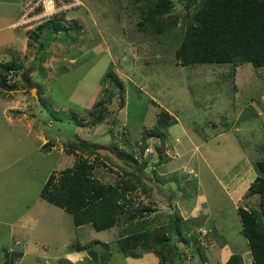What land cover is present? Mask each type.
I'll list each match as a JSON object with an SVG mask.
<instances>
[{
	"label": "rangeland",
	"instance_id": "obj_1",
	"mask_svg": "<svg viewBox=\"0 0 264 264\" xmlns=\"http://www.w3.org/2000/svg\"><path fill=\"white\" fill-rule=\"evenodd\" d=\"M39 1L27 6V13L36 10L25 18V29L13 25L22 13L20 0H0V65H20L5 71L16 88L0 85V264H101L102 253H110L105 264H159L153 251L142 259L120 252L121 225L106 230L75 226L71 214L40 192L50 173L59 176L75 166L79 155H89V150L69 151L73 141L97 147L99 157H91L93 175L114 184L124 171L113 145L142 162V130L157 124L163 110L177 122L169 127L164 161L158 165L159 152L150 142L153 154L145 173L154 178L156 195L152 199L138 188L131 194L134 206L149 204L153 216L179 209L208 256L205 264H224L234 253L252 264L238 207L260 209L262 203L258 195L246 193L257 176L255 160H264V67L249 62L234 68L178 64L183 10H176L178 18L171 17L175 24L167 21L171 31L155 34L142 25L148 11L146 2L138 0H56L57 8L71 7L63 21H77L79 31L69 32L77 38L66 37L64 30L60 44L36 40L28 27L35 29L53 17L42 13ZM42 42L46 48L40 47ZM110 70L123 84L122 96L120 84L106 79ZM110 95L111 114L94 124L95 104ZM50 140L54 147L46 152L42 147ZM22 214L38 221L35 235L12 233L13 224L23 222ZM29 242L30 247L39 243L38 253L21 259ZM77 244H91L100 261ZM183 257L184 264L202 261L195 245L186 246Z\"/></svg>",
	"mask_w": 264,
	"mask_h": 264
},
{
	"label": "trees",
	"instance_id": "obj_2",
	"mask_svg": "<svg viewBox=\"0 0 264 264\" xmlns=\"http://www.w3.org/2000/svg\"><path fill=\"white\" fill-rule=\"evenodd\" d=\"M138 1H145L146 4H143V7H146L148 11L146 15L144 14L142 25L148 24L155 34L171 31L172 24H167V21L175 24L176 21H173L171 17L178 18L175 15L176 10L179 8L183 10V37L175 51V57L180 61L178 64L231 63L234 68L249 62L255 67H264V0ZM138 6L142 8L141 5ZM64 15V13L61 16L53 15L52 18L39 24L35 30L28 31L30 38L39 40L43 37L49 42L55 40L60 44L59 34L66 30L68 32L66 37L75 41L77 35L70 36L69 32L74 29L79 31L77 21L73 20L71 25H67L63 21ZM45 28L46 32H44ZM61 41L68 42L65 38ZM65 43L63 44L67 45ZM40 47L46 48L45 43L42 42ZM19 67L20 65L15 63L0 65L2 87L11 90L16 88V83H13L14 78H8L5 71ZM108 77L120 84L119 96H122L124 90L122 82L112 71L107 73L106 79ZM109 91L111 92V89ZM40 101L43 102L42 97ZM111 102L110 95L95 104L97 119L94 124L107 120L111 114L108 110V104ZM158 114L157 124L154 123L152 127L144 126L142 130L140 137L142 145L139 151L142 162H139L131 152L120 148L118 144L113 145L118 158L122 159L119 166L124 171V175L117 182L113 184L96 179L93 175L96 163L91 160V157L92 155L99 157L97 147L85 140L73 141L68 143L69 151L73 153L80 149L85 152L89 150V155H79L75 166L62 170L59 176L52 172L40 196L71 214L75 226L92 224L97 230H106L121 225L118 238L119 250L127 257L142 259L144 253L153 251L158 256L159 264H175L176 262L184 264L185 247L195 245L202 257V261L198 264H205L208 256L199 245L197 236L191 232L192 227L187 219L179 214V209L170 215L162 213V215L153 216V208L149 204L140 202L139 205L134 206L135 200L131 194L138 188H142L148 197L152 198L156 195L153 188L155 180L145 173L153 154L148 150L151 140L160 155L158 165L164 161L166 153L164 154L163 149L170 135L169 127L177 122L174 115L167 110L160 111ZM33 115L35 116V112ZM53 146L50 140L43 145L42 149L49 152ZM105 159L110 157L105 156ZM255 167L257 176L251 183L246 196L258 195L262 202L261 208L249 209L240 206L238 213L242 223V233L248 240L253 256L252 264H264V160H255ZM159 198L162 201L165 200L164 197L159 196ZM103 245L109 246L108 243ZM77 247L78 250L88 249L89 254L100 261L99 253L91 247V244H77ZM109 258L110 253H102L101 264H105ZM224 264L248 263L242 254L234 253Z\"/></svg>",
	"mask_w": 264,
	"mask_h": 264
},
{
	"label": "clouds",
	"instance_id": "obj_3",
	"mask_svg": "<svg viewBox=\"0 0 264 264\" xmlns=\"http://www.w3.org/2000/svg\"><path fill=\"white\" fill-rule=\"evenodd\" d=\"M34 0H32L31 2H27L26 3V0H20V4L22 5V13H21V15H20V17L17 19V22H15L13 25H16L17 24V27H24L25 29H26V20H25V18L26 17H29V14L31 13V12H33V11H35L36 9L34 8L33 10H29L28 11V13H27V6H29V4H31L32 2H33ZM63 1H66V2H68L69 0H63ZM74 2H69L70 4H73V3H76L77 1L76 0H73ZM40 2H41V0L39 1V3L38 4H40ZM25 3H26V6H25ZM67 4L68 3H66L65 5H63V6H61V7H58L57 8V5H56V0L55 1H51V0H46V4L44 5L43 3H42V5L40 6L41 7V11L43 10V12L42 13H44L45 12V14H46V16H53V15H62L63 13H66V12H68L69 10H71V7H67ZM51 6V7H50ZM70 6H72V5H70ZM40 7H38V8H40ZM50 9H54V12H52V11H50ZM25 12V13H24ZM42 17V16H41ZM37 18H39L38 16H37ZM46 18H48V17H46ZM44 19V22L45 21H47L48 19ZM44 22H42V23H44ZM41 24V23H40ZM38 26V25H37ZM36 26V27H37ZM35 27V28H36ZM32 26H29L28 27V29L27 30H32ZM34 29V28H33ZM35 30V29H34ZM211 64H215V63H211ZM218 64H230L231 66H232V64L231 63H218ZM243 65V64H242ZM238 66H240V65H238ZM237 66V67H238ZM111 71V70H110ZM110 71L108 72V73H110ZM113 72V71H112ZM115 75H116V73H114ZM54 147V146H53ZM51 174V173H50Z\"/></svg>",
	"mask_w": 264,
	"mask_h": 264
},
{
	"label": "crops",
	"instance_id": "obj_4",
	"mask_svg": "<svg viewBox=\"0 0 264 264\" xmlns=\"http://www.w3.org/2000/svg\"><path fill=\"white\" fill-rule=\"evenodd\" d=\"M20 219L23 220V222L21 224H19V219L17 220V222H15L13 224V230H12V233L13 234H17L19 235L20 237H23L25 238L24 236L25 235H35V231L37 230L36 226L38 225V221L36 219H34L32 217V215H28V214H22V216L20 217ZM16 236H14L15 238ZM19 237V238H20ZM31 238V237H30ZM29 238V241L30 240H33V239H30ZM36 245L39 244V243H35ZM33 245L30 247V242L28 243V249L26 250V247L25 248V251L23 253V256H21V259L24 257L25 254L29 253V252H33L34 254L37 255V247L36 245ZM30 249V250H29ZM21 252V251H20ZM19 252V253H20ZM68 261V259H67Z\"/></svg>",
	"mask_w": 264,
	"mask_h": 264
},
{
	"label": "built area",
	"instance_id": "obj_5",
	"mask_svg": "<svg viewBox=\"0 0 264 264\" xmlns=\"http://www.w3.org/2000/svg\"><path fill=\"white\" fill-rule=\"evenodd\" d=\"M52 2L55 0H51ZM41 2L45 5L46 4V0H41Z\"/></svg>",
	"mask_w": 264,
	"mask_h": 264
}]
</instances>
